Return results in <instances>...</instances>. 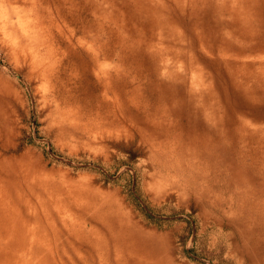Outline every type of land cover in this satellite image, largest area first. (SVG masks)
Segmentation results:
<instances>
[{"label":"rangeland","instance_id":"obj_1","mask_svg":"<svg viewBox=\"0 0 264 264\" xmlns=\"http://www.w3.org/2000/svg\"><path fill=\"white\" fill-rule=\"evenodd\" d=\"M0 264H264V0H0Z\"/></svg>","mask_w":264,"mask_h":264}]
</instances>
